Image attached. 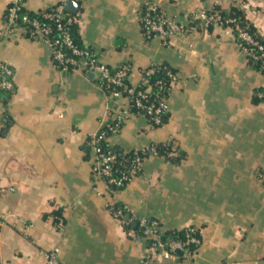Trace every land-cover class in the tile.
<instances>
[{"label":"crops","instance_id":"crops-1","mask_svg":"<svg viewBox=\"0 0 264 264\" xmlns=\"http://www.w3.org/2000/svg\"><path fill=\"white\" fill-rule=\"evenodd\" d=\"M10 1L0 0V61L15 84L0 92V264H46L53 248L61 264H264V72L232 27L198 25L164 42L142 29L148 0H73L82 44L111 67L129 62L133 84L153 65L177 74L162 125L132 114L107 140L124 152L169 143L170 157H146L113 196L92 174L87 142L123 103L83 68L59 70L48 42L5 34ZM66 1L26 0L25 9L68 11ZM152 1L185 22L207 0ZM233 6L264 34V0L218 5ZM110 200L162 232L195 227L200 245L180 255L152 249L112 215Z\"/></svg>","mask_w":264,"mask_h":264},{"label":"built area","instance_id":"built-area-1","mask_svg":"<svg viewBox=\"0 0 264 264\" xmlns=\"http://www.w3.org/2000/svg\"><path fill=\"white\" fill-rule=\"evenodd\" d=\"M25 1H10L5 16V34L14 35L25 31L32 39L48 42L53 62L59 70L69 71L78 67L83 68L86 73L96 76L99 87L109 98L123 103L119 108L113 106L108 108L106 117L100 121L98 129L87 142L94 157L92 174L104 180L109 192L114 196L121 192L140 171L146 157L160 155L161 150L157 143H150L119 158L114 150L105 148L102 144L107 142L110 136L117 134L125 120L132 114L146 116L150 123L157 126L162 125L164 123L163 114L168 111V96L177 79V74L167 66H163L164 76L154 81L153 84L157 86V89L152 94L151 86L145 85L143 88L130 81L132 65L129 62L111 67L92 50L76 46L66 25L75 23L77 13L70 14L64 10L63 6L55 7L53 11L43 9L40 12L46 21L43 22L24 12ZM220 3L221 0H207L203 7L189 15L185 22H181L167 16L158 2L148 0L144 3L141 12V26L145 34L160 37L164 42H167L170 36L190 31L198 25L232 27L237 32L240 46L254 59H260L264 68V46L254 40L251 34L239 25L236 17L223 15L218 7ZM253 46H256L257 53H254ZM153 71H155L153 66L143 71L142 81L144 83L147 82L146 76ZM14 85L12 68L6 62L0 61V92L12 91ZM260 95L264 97V92ZM108 209L125 225L139 220V225L143 227L142 235L134 229L130 230L136 237H155L159 230V223L156 220H151L150 224H147L146 218H137L136 214L125 204L120 205L110 200ZM200 242L199 235L193 229H189L185 234V239L171 240L168 244L161 241L153 242L151 248L162 250L165 255L175 250L189 254L200 245ZM58 253L57 248L44 250L46 264H61Z\"/></svg>","mask_w":264,"mask_h":264},{"label":"trees","instance_id":"trees-1","mask_svg":"<svg viewBox=\"0 0 264 264\" xmlns=\"http://www.w3.org/2000/svg\"><path fill=\"white\" fill-rule=\"evenodd\" d=\"M54 8L55 7H49V8H47V10L48 11H53ZM24 12L27 13L28 16H30V17H36V18L40 19L41 21L46 22L43 19L41 13H40L41 11L38 12V13H33V12H28L25 9ZM69 13L70 14H74V12H72V11L69 12ZM221 13L223 15H225V16L236 17L239 25L241 27L245 28L251 34V36L253 37L254 40L258 41V43H260V44H262L264 46V34H261L254 27V25L249 20H247V18L245 16V13H244V11L242 9H240V8H238L236 6H233V7H231L230 9H228L226 11H224V10L222 11L221 10ZM66 26L69 29V31L71 32V35L73 37V40H74V43L76 44V46H78L81 49L91 50V48L89 46H85V45L82 44V42L80 40V37H79V34H78L77 25L75 23L67 24ZM234 32H235L237 40H239L238 37H237L236 30ZM253 51H254V53L258 52L256 46H253ZM247 57H248L249 64L253 68L264 72L262 61L260 59H254L249 54H247ZM163 66H167L173 72H176L175 69L169 64H165L164 63V64L153 65V67L155 68V71H153L152 73H150L149 75L146 76V81L147 82L144 83L141 80V82L138 84V86L143 87V88H145V85L147 87L151 86V93L154 94L156 89H157V86L154 85L153 83H154V81L156 79L162 78L164 76ZM95 79H96V76H95ZM96 81H97V79H96ZM167 117H168V111L163 114V122H165L167 120ZM102 145L105 148H111L112 150H114L118 154L119 158H121V156L126 155V154L131 152V151H127V152L121 151L117 146L110 145L108 142H104ZM158 146L160 147V150H161L160 155H163L165 157H170L171 147H170L169 143L168 144H158ZM151 220H154V219H152V218L147 219V224H150ZM133 223H135V225H132ZM128 227L133 228L139 234L142 235L143 227H141L139 225V220L131 222L128 225ZM189 229H193L198 234L197 228L188 227V228H184V229H180V230H169V231H164V232L158 230L155 237H146V236H144V237H145L146 242H147V244L149 246H151L153 242H157V241H161V242H164V243L168 244V242L171 241V240H183V239H185V234H186L187 230H189ZM166 247L168 248V246H166ZM190 248H194V246L193 247L190 246ZM173 253L179 254V255L183 254V252L181 250H175V251H173Z\"/></svg>","mask_w":264,"mask_h":264},{"label":"water","instance_id":"water-1","mask_svg":"<svg viewBox=\"0 0 264 264\" xmlns=\"http://www.w3.org/2000/svg\"><path fill=\"white\" fill-rule=\"evenodd\" d=\"M65 9L74 12L77 10V5L73 0H67L65 4Z\"/></svg>","mask_w":264,"mask_h":264}]
</instances>
